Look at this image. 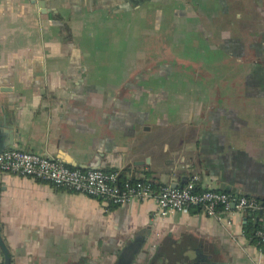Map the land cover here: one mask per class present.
<instances>
[{"label":"crops","instance_id":"obj_1","mask_svg":"<svg viewBox=\"0 0 264 264\" xmlns=\"http://www.w3.org/2000/svg\"><path fill=\"white\" fill-rule=\"evenodd\" d=\"M34 1L0 0L9 149L264 201V0ZM251 217L161 218L0 173L10 264H264Z\"/></svg>","mask_w":264,"mask_h":264},{"label":"built area","instance_id":"obj_2","mask_svg":"<svg viewBox=\"0 0 264 264\" xmlns=\"http://www.w3.org/2000/svg\"><path fill=\"white\" fill-rule=\"evenodd\" d=\"M0 173L32 178L77 194L95 198L112 206L128 205L153 199L157 214L163 218L175 212L201 208L205 215L214 217L235 209L244 213H262L264 201L212 190L196 191L198 177L193 175L181 188L163 186L156 193L148 182L117 183L118 174L103 170L71 169L55 159L20 149H9L0 154ZM255 232L256 246L264 250V217L258 218Z\"/></svg>","mask_w":264,"mask_h":264},{"label":"trees","instance_id":"obj_3","mask_svg":"<svg viewBox=\"0 0 264 264\" xmlns=\"http://www.w3.org/2000/svg\"><path fill=\"white\" fill-rule=\"evenodd\" d=\"M105 172H113V171L112 170H105ZM113 173H115V171ZM125 182H129V183H133V184L137 183V181L134 182L133 180L125 181V178H124L123 174L119 173L118 178H117L118 185L121 187V185H123V183H125ZM138 182H140V181H138ZM149 183L151 184L152 191L154 193H156L161 187H163V185L161 186L158 183H155V182H152V181H150ZM196 191H198V192L201 191L199 186H198V183H196ZM258 201H263V200H258ZM192 209H196V210L201 211V208H192ZM250 215H252V217H251V220L248 222V224H247V226L245 228V236L252 243H254L256 245L257 238L255 236V232L259 228V222L257 221V219L259 217L260 218L264 217V211L262 213L256 212V213H252ZM263 253H264V250H263Z\"/></svg>","mask_w":264,"mask_h":264},{"label":"water","instance_id":"obj_4","mask_svg":"<svg viewBox=\"0 0 264 264\" xmlns=\"http://www.w3.org/2000/svg\"><path fill=\"white\" fill-rule=\"evenodd\" d=\"M144 1L147 0H129V2L133 3L135 7L139 6V4L143 3ZM32 3L36 4V1L32 0ZM40 5V4H39ZM12 145L11 139L6 140V141H0V154L6 150H9V147ZM68 165H70L71 168L73 169H78V170H82V171H86V170H99L98 168H91V167H85L82 165H74L72 163H68ZM172 188H176V186H173ZM0 252L3 255V264H10V256H9V252L8 249L1 237L0 234ZM121 259L126 258V255L122 253L121 255ZM132 257H130L131 259ZM121 264V263H120Z\"/></svg>","mask_w":264,"mask_h":264}]
</instances>
